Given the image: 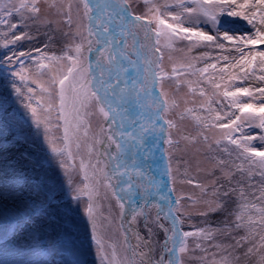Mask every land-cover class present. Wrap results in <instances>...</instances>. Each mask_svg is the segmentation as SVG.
<instances>
[{
  "label": "snow or ice",
  "instance_id": "obj_1",
  "mask_svg": "<svg viewBox=\"0 0 264 264\" xmlns=\"http://www.w3.org/2000/svg\"><path fill=\"white\" fill-rule=\"evenodd\" d=\"M142 2L145 6L142 15L133 13L130 0H52L51 3L47 0H18V3L4 0L0 4V28L4 30L0 48L7 50L0 52V87L7 97L3 103L11 99L8 92V77L11 76L12 92L26 101L24 107L32 117L31 124L26 120L21 122L10 114V108H4L0 103V207H3L0 212V240L3 244L0 247L6 249L20 240L30 244L39 233L40 239L46 235L60 251L68 254L63 258V264H87L83 257L90 251L85 246L89 239L96 246L100 264H182L178 253L189 251L187 238H199L201 243L195 247L207 251L201 246L203 242L211 243L217 236H224L234 240L235 244L211 243L212 247L225 251L219 264H232L233 257L228 249H240L249 243L252 246L244 255L259 253L257 264H264V251H261L264 249V135L258 137L261 145H254L252 141L257 137L243 131L246 125L264 129V48L261 47L264 46V0H243L242 3L238 0ZM45 7L61 17L69 28H74L72 46L59 56L49 54L45 50L47 44L30 51L19 47L23 41L37 39L30 29L39 32L40 26L54 23L45 14ZM225 13L229 17L242 18L251 30L238 35H230L229 31L220 34L218 16ZM116 29H119L118 33ZM141 31L144 42L139 39ZM117 35L121 39L117 40ZM185 42L188 62L179 68L174 66L170 76L161 66L162 49L175 50L177 45ZM196 49L203 51L192 55ZM209 49L219 52L214 56ZM93 52L96 53L94 62L90 58ZM26 57L39 75H48L47 86L33 81L36 88L28 87L25 91L21 87L30 75L25 66ZM197 62H202V66L198 67ZM179 76L197 77L195 81L189 79L183 83L193 95L205 98L198 110L187 108L179 114L181 122L187 115L191 116L195 135L185 131L181 123L173 119H166L163 127H156L159 120L179 105L175 100L170 102L162 90L153 97L152 90L157 86L162 88L166 79ZM251 80L260 82L261 86H244ZM193 83L199 87H192ZM37 88L47 93V101L44 97H36ZM34 100L36 106H33ZM132 109H139L135 116L129 115ZM93 116L102 122L91 143H87L88 162L80 159L79 172L83 173L84 181H89L88 169L91 168L95 187L84 183L83 187L74 189L73 196L77 202L87 196L85 224L82 219H77V209L72 208L70 201H61L56 183H29L28 169L44 170L48 160L39 139L42 130L44 141L58 158L71 185L72 174L77 171L72 149L75 146L79 153L83 142L81 128H84L83 137H88L91 125L85 118ZM145 118L147 122H143ZM129 126H132L131 130H128ZM61 128V137L53 135V129ZM210 130L220 133L214 143L230 159L214 158L215 167L207 173L211 183L204 185L189 176L191 161L186 156L189 147L201 141L208 144L206 133ZM149 132L166 134L164 143L168 148L165 156L170 179L175 161L177 173L184 167L182 183L193 185L204 196L211 193L212 199L203 201L204 209L199 214L205 220L213 213L227 211L228 215L215 228L201 227L181 232L179 226L183 221L175 214L180 199L174 201L177 207L169 206L165 211L159 203L151 202V189L145 187L140 193L145 204L131 210V218L124 229L127 255L120 257L117 245L106 243L100 233L103 225L95 211L93 195L98 194L101 186L110 190L120 209L121 219H124L125 204L112 181L116 179L119 183V177L127 174L121 159L129 151V143L142 146ZM97 146H102V150ZM208 146L211 148L210 144ZM112 162L115 167L109 174L107 168ZM197 167L199 170L198 162ZM21 180L23 184H20ZM131 188L128 183L121 191L130 193ZM157 194L161 201L167 200L159 190ZM185 198L193 203L200 202L191 195L181 197ZM231 205L236 207L231 208ZM152 207L156 208V213L149 222L150 214L146 209ZM169 218L170 227L163 222ZM141 219L147 236H141L135 230L138 243L133 247L128 233L134 231L133 225ZM241 232L243 235L238 239L233 235ZM160 234L162 243L155 239ZM234 259L239 260V256ZM0 264L7 262L0 260Z\"/></svg>",
  "mask_w": 264,
  "mask_h": 264
},
{
  "label": "rangeland",
  "instance_id": "obj_2",
  "mask_svg": "<svg viewBox=\"0 0 264 264\" xmlns=\"http://www.w3.org/2000/svg\"><path fill=\"white\" fill-rule=\"evenodd\" d=\"M4 0H0V4H2ZM14 3H18V0H13ZM52 0H47V3H51ZM132 3V11L136 15H142L145 11V6L142 0H130ZM239 3H242L243 0H238ZM45 14L49 16L54 23L51 26H40L39 32L36 31L35 28L30 29V32L33 36L37 37V39L29 42L23 41L20 50L30 51L34 47H41L44 44H47L48 47L45 49L49 54H55L57 56L62 55L64 52L68 50L73 44V35L74 28H69L62 22L61 17H57L54 14L50 13L48 9L45 7ZM73 18L75 19V8L73 9ZM219 25L218 31L222 34L224 31H229V34H239L241 32H246L251 30V26L247 24L245 20L239 17H229L225 14L219 15ZM209 27H211L209 25ZM207 30V28L205 29ZM3 28H0V43H2L3 37ZM216 29L213 30V34H215ZM68 33V35H65ZM121 39L118 36V40ZM139 39L141 42H144V33L140 32ZM227 43V42H226ZM129 44L131 45V38L129 37ZM264 48V46H261ZM7 51L6 49L0 48V52ZM163 51V62L162 68L165 72H167L170 76L172 75V68L175 66L179 68L181 65L186 64L188 62V53H187V43L177 45L175 50L170 49H162ZM203 51V49H196L192 53V55H198L199 52ZM214 56L218 54L219 50L209 49ZM11 54V53H9ZM135 59V57H133ZM45 63H49L45 61ZM25 66L28 68L30 75L25 84H22L21 87L26 91L28 87L36 88L37 83H45L48 80V75H39L35 66L32 64L28 58H25ZM197 66H202V62H197ZM55 71V69H53ZM259 75V72H257ZM9 87L8 92L11 93V99L7 100V103H3L6 96L3 95L4 89L0 87V103H3L4 108L11 109V115L15 116L17 120L28 121L29 124L32 122V117L30 112L24 107L26 101L22 97H17L11 89V80L12 77L9 76ZM193 80L195 81L197 77H188V76H179L174 77L172 79H166L163 81L162 88L157 86L152 90V96L156 97L159 95V92L162 90L166 93L169 101L175 100L179 105L178 108L172 109L164 119L159 120L156 127L160 128L165 126L166 119L176 120L178 123H181V127L185 129V131L196 134V128L194 122L190 115H187L185 120L181 122L179 120V114L184 112L187 108H195L199 109L200 104L203 102L205 98L200 97L198 94L193 95L189 92L188 86L183 83L185 80ZM244 86H261L260 82L251 80L244 84ZM192 87L198 88L199 86L193 83ZM209 95H211V90H209ZM36 97H44L45 101H47V93H42L37 88ZM250 99V98H245ZM255 103H259L260 101H254ZM33 106H36L35 100L33 101ZM134 109H132L129 113L130 116L134 115ZM198 115H202L197 111ZM88 123H90L91 127L89 128V136L83 137L84 128H81V136L83 138V142L81 144V148L79 153L75 146H73V154L76 159L77 171L74 172L73 175V183L70 185L68 182V178L64 175V171L59 166L58 158L51 152L48 144L44 141L43 133L41 130L40 133V143L43 145L44 151L48 157V160L44 164V170L32 171L30 168L28 169V176L30 177L29 183L33 185L41 184L42 182H47L48 184L56 183L57 184V192L61 198L63 203L71 202V206L73 209H77V219H82L85 224H87V217L84 215V209L88 203L87 196L83 197L79 202L73 199L75 194L74 189L76 187H83L84 183H90L95 187V182L91 178V168L88 169L89 173V181L83 180V173L79 172V163L80 159L83 158L85 163L88 162L87 156V143H91L92 136L99 131V125L102 122L99 117H86L85 118ZM144 122H147L144 120ZM258 123V121H257ZM130 128L132 126H129ZM138 127V125H135ZM33 129L35 127L33 125ZM115 130V129H114ZM244 133L249 135H254L257 137L256 140L252 141L254 145H261V141L258 139L260 135H264V129H260L258 127H248L247 125L244 127ZM152 134V133H151ZM150 134V135H151ZM209 136L208 144L203 143L202 141L194 146L189 147L187 159L191 161V166L188 169V174L191 177L198 179L204 185H210L211 180L208 177L207 173L211 171L215 167V159H230L225 154L221 153L214 143L215 139L219 138L220 133L216 130H210L206 133ZM53 135L56 137L62 136V128L60 130L53 129ZM165 135L163 133L152 134L150 137L149 134L146 135V142L139 147L133 146L131 142L128 162H129V173L131 178L134 180L136 189H137V198L135 197L133 208L145 204V198L140 195V193L144 190V188H150L151 192L154 189L153 176H152V157L153 152L149 149H152L153 146L157 144V137H160V146L162 148V155L165 158L167 165V157L165 156V150L168 148V145L164 143ZM239 135V134H238ZM150 137V138H149ZM155 141V144H153ZM211 145L209 148L208 145ZM183 146V142H182ZM101 148L102 146H97ZM147 157V158H146ZM215 158V159H214ZM234 158V156H233ZM95 157H93V162ZM197 162L199 166V170L197 167ZM105 163H108L107 158H105ZM158 164L162 166L161 160L158 161ZM115 167V162H112L107 171L109 174L112 173V169ZM176 164L173 161V172L172 179L169 178L168 170L166 173L168 175V188L171 190V194H167V198L169 200V204L172 207H177L174 204V201L180 199V205L178 206V211L175 213L180 219L183 221L182 225H180V231H195L201 227H210L215 228L218 224L225 220L228 213L227 211L218 212L210 214L205 220V217L201 216L199 213L204 209V200H211V193L207 196H204L198 188H195L193 185H189L187 183H182L181 181L185 179L181 173L184 172V167L180 168V173L176 172ZM137 173H141V175H137ZM217 175L219 173L217 172ZM12 183V182H10ZM106 183V182H105ZM112 183L116 186L115 190L118 195L123 198V202L127 201V196L125 192H122L123 188L119 183H117L116 179H113ZM20 184H23V181H20ZM143 186V187H141ZM9 195V194H5ZM193 196L194 199L199 200V203H193L188 199H181V197ZM27 199V194L25 195ZM153 204L159 203L154 198H149ZM93 204L95 206V211L99 216V220L102 223V228L100 229V233L106 243H115L117 245V253L120 257H124L127 255V245L124 242V230L122 226V219L120 216V209L117 207L115 203V198L111 196L110 190L99 187L98 194L93 195ZM125 203V202H124ZM31 204V201H29ZM235 205H231V208H235ZM8 208L11 210V200H9ZM149 211V222L155 218L156 208L152 207L151 209H146ZM0 212H3V207H0ZM11 215V211L9 212ZM107 218V219H104ZM163 220V216H162ZM166 226H171V219L163 221ZM137 230L139 231L141 236H147V233L144 229L143 220H139L138 224L135 225ZM83 231V229H81ZM89 234L91 233V226H88ZM171 234V233H170ZM11 235V233H9ZM41 234H37V239L31 241L30 244L25 243L23 240H20L18 244H10L7 248L0 247V260L6 261L7 264H63V258L68 256L67 253L59 250L58 245L54 244L48 237L45 235L43 239H40L39 236ZM239 238L243 233H234ZM155 239H159L161 243L162 234L157 236ZM258 239V238H257ZM137 242V241H136ZM138 243V242H137ZM197 243H201L199 238L197 237H189L187 238V246L189 251L187 253H178L181 257L182 264H219L221 257L225 255L224 249H216L211 246V243H220L222 245H234L235 241L224 236H217L214 242H203L201 244L202 248L207 251H201L197 249L195 245ZM3 244V240H0V245ZM85 246L90 249L86 256L83 257L87 261V264H100L99 257L96 255V246L89 239ZM171 246V245H170ZM252 246L251 243L245 244L243 248H229L228 251L231 252L233 257L232 264H257L259 253L253 255H244V252L248 247ZM264 251V249H261ZM239 256V260L234 259Z\"/></svg>",
  "mask_w": 264,
  "mask_h": 264
},
{
  "label": "bare ground",
  "instance_id": "obj_3",
  "mask_svg": "<svg viewBox=\"0 0 264 264\" xmlns=\"http://www.w3.org/2000/svg\"><path fill=\"white\" fill-rule=\"evenodd\" d=\"M118 32H119V29L117 30V33ZM118 36L119 35H117V39H118ZM133 74H135V73L133 72ZM134 111L136 113L137 111H139V109H134ZM135 113H134V115H135ZM137 119H139V117H137ZM145 120H146V118H145ZM150 136H152V134ZM153 151H154L153 152V163H154V165H153L152 170H153V175H154V185L155 186H154V189L152 190V198H154L157 202H159L160 206L162 208H164L165 211H167V208L170 206L168 198L166 201H161L159 199V195L157 194V190H159V194H162L163 196L167 197L166 182H165V179H163V175H164L163 170L161 169V166L158 164V161L160 159V149L158 147H156V148H153ZM127 164H128L127 161H124V165L128 169ZM128 183L129 182H127V185H128ZM127 185H126V187H127ZM128 195L132 196L130 193ZM132 197H133L132 199L134 201V196H132ZM133 203L134 202H132V205H130L131 206L130 211L127 212V214L125 215V217L122 221L123 222L122 224H124V226H126V227L128 226V221L131 218V210L133 209V207H132ZM133 229H134V231L129 232V235H130V242H132L133 247H135L137 245V242H136L137 239L135 236V230H137V228L135 225H133Z\"/></svg>",
  "mask_w": 264,
  "mask_h": 264
},
{
  "label": "water",
  "instance_id": "obj_4",
  "mask_svg": "<svg viewBox=\"0 0 264 264\" xmlns=\"http://www.w3.org/2000/svg\"><path fill=\"white\" fill-rule=\"evenodd\" d=\"M95 57H96V53L95 52H93L92 54H91V59L93 60V62H94V60H95ZM129 130L131 129V128H128ZM157 141L159 142L160 140H159V136H158V139H157ZM157 147V146H156ZM129 149H130V143H129ZM128 155H129V151L127 152V153H125L124 154V156L122 157V159H121V163L124 165V161H127V166H128V169H127V174L126 175H124V176H121V177H119L120 178V185H122L123 186V188H127L126 187V185H127V182H129V183H131V185H132V188H131V192H130V194L132 195V196H134V199H135V197L137 198V189H136V186H135V183H134V180H132V178H131V176H130V173H129V162H128ZM160 160H161V162H162V166H161V168L163 169V171H164V179H165V182L168 180V175H167V173H166V170H167V166H166V161H165V158H164V156L161 154L160 155ZM123 171H125V169H124V167H122L121 168V172H123ZM166 190H167V193L168 194H171L172 195V193H171V190L168 188V183L166 182ZM125 194H126V196H127V201H124L125 203V209H124V217H125V215L127 214V212H129L130 211V205H132V202H134L133 201V197L131 196V198H129V196L130 195H128L129 193L128 192H125ZM170 206H172V205H170ZM123 221V220H122ZM123 223V222H122ZM122 226H123V230L125 229V228H127L126 226H124V224H122ZM128 236H129V243L133 246V244H132V242H130V235H129V233H128Z\"/></svg>",
  "mask_w": 264,
  "mask_h": 264
}]
</instances>
